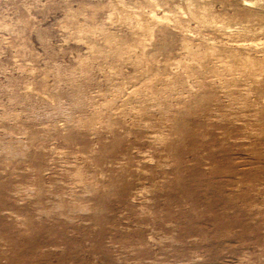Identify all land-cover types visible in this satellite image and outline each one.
Masks as SVG:
<instances>
[{
  "label": "rangeland",
  "instance_id": "1",
  "mask_svg": "<svg viewBox=\"0 0 264 264\" xmlns=\"http://www.w3.org/2000/svg\"><path fill=\"white\" fill-rule=\"evenodd\" d=\"M263 58L264 0H0V264H264Z\"/></svg>",
  "mask_w": 264,
  "mask_h": 264
},
{
  "label": "bare ground",
  "instance_id": "2",
  "mask_svg": "<svg viewBox=\"0 0 264 264\" xmlns=\"http://www.w3.org/2000/svg\"><path fill=\"white\" fill-rule=\"evenodd\" d=\"M149 19L145 22L147 25H148V23H150V24H153L154 22L153 21H155V18H153V17H148ZM147 25H146V27H147ZM154 25V24H153ZM149 26V25H148ZM263 62H264V58H263ZM209 65V64H208ZM249 66L250 68H252L253 67V65H255V63L254 62H252L250 59H248V58H244V59H239L238 61H237V66L238 67H242V66ZM258 65V64H257ZM264 66H261V68H263ZM234 69L236 68V67H233ZM221 70L224 72V71H229V69H228V66H223L222 68H221Z\"/></svg>",
  "mask_w": 264,
  "mask_h": 264
}]
</instances>
